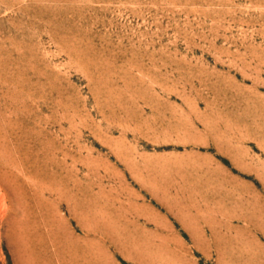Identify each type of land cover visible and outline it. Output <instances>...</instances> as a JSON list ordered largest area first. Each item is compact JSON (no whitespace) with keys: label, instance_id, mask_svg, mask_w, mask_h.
Instances as JSON below:
<instances>
[{"label":"rangeland","instance_id":"1","mask_svg":"<svg viewBox=\"0 0 264 264\" xmlns=\"http://www.w3.org/2000/svg\"><path fill=\"white\" fill-rule=\"evenodd\" d=\"M0 264H264V0H0Z\"/></svg>","mask_w":264,"mask_h":264}]
</instances>
